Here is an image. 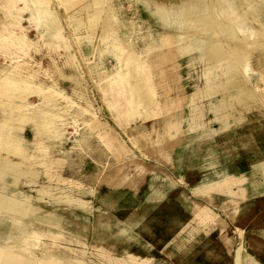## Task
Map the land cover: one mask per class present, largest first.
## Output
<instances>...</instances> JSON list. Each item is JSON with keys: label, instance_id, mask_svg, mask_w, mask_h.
Masks as SVG:
<instances>
[{"label": "rangeland", "instance_id": "374dc122", "mask_svg": "<svg viewBox=\"0 0 264 264\" xmlns=\"http://www.w3.org/2000/svg\"><path fill=\"white\" fill-rule=\"evenodd\" d=\"M65 1L0 0V80L24 77L61 91L45 95L35 85L11 88L7 99L0 93V134L27 144L32 155L4 154L14 168L0 170V249L15 264H104L89 239L81 245L72 233L9 210L17 200L31 206L32 196L51 190L75 195L86 207L59 200L43 208L89 229L101 211L129 240L113 255L127 264H150L138 223H124L139 219L160 193L211 229L196 236L201 246L185 264H209L203 252L211 249L215 264H264V242L253 240L261 228L264 239V194L250 199L238 187L241 210L246 204L247 210L235 221L230 197L216 191L251 184L248 192L264 193V0H228L235 12L226 23L243 28L237 34L250 39L248 57L260 58L259 65L227 52L236 34H223L220 25L198 29L200 9L180 17L164 0ZM131 69L149 71L143 91L149 101L133 110L125 82ZM222 104L225 113L218 110ZM47 111L57 125L48 122ZM32 112L42 124L25 118ZM195 115L203 125L188 123ZM228 131L248 134L213 142ZM246 149L251 158L239 160L236 154ZM124 203H130L127 212H115Z\"/></svg>", "mask_w": 264, "mask_h": 264}, {"label": "bare ground", "instance_id": "6f19581e", "mask_svg": "<svg viewBox=\"0 0 264 264\" xmlns=\"http://www.w3.org/2000/svg\"><path fill=\"white\" fill-rule=\"evenodd\" d=\"M70 1H77V0H66L65 2L69 4ZM164 1L168 6L171 7L172 13L174 16L177 15L180 17H185L186 15H189L190 13H192L193 10L200 9V11L204 12V14H203L201 25L197 27L198 29L220 25L218 30L222 32L223 34L225 33L227 35L231 33L236 34L235 38L229 37V42L227 45V47H229V50L227 51L228 53H230L233 57H236V60L238 61L247 60L248 62H250L249 65H253V64L259 65V63H261L262 60H260V58H258V60H256L255 62H252V59L248 57L247 44L250 43V39L246 37H239L238 36L239 34H237L238 32L239 33L243 32V28L240 26H236V25L232 26L233 27L232 28L229 26V24L226 25V23L231 21L230 19H227V17L230 15L231 12L232 13L235 12L233 11L234 8L231 7V3H229L228 0H164ZM214 4H216V6H214ZM215 13L218 15H221L222 17H226L225 20H223L222 18L221 19L214 18L213 16ZM233 15L235 14H232V16ZM239 17L237 16V18ZM218 18L220 17L218 16ZM233 21L236 22V20H233ZM197 28H196V31H197ZM262 71L264 72V67L262 68ZM211 74H212L211 72L209 74L205 73L204 78H210ZM148 77H149V71L143 72V71H139L138 69H131L128 72V74L125 76V82L127 83V86L131 91L130 98L132 102V110L136 108V106L138 105H146L147 102L149 101L148 100L149 98H147L146 93L144 94L143 92L144 87L147 84L146 79ZM11 79H7V77H4L0 80V93L5 99L8 98L7 93H8V90L11 88L14 89L15 87L16 89L18 88L19 90L21 88L25 90V88L28 89L31 86L33 87L35 85L38 86L37 88H39L40 92L45 95H47V93L53 94V95H55V93L57 95L61 94V91L56 90L52 86L47 85L45 87L41 85L40 83L33 84L31 83L30 80H27V78H24V77L17 78L14 80H11ZM11 91H14V90H11ZM17 93L20 94V92H17ZM63 97H65L66 98L65 100H67L68 102H73L69 100L67 96H63ZM24 106L29 107L31 105L28 102ZM218 110L225 113L224 111L226 110V107L224 106V104H222L220 105ZM47 113L49 114L48 117H50V121L48 122H51L57 125L56 119L54 117L55 114H53L52 112H48V111ZM147 115H149L148 112H146L144 116H147ZM20 117L23 118V116H20ZM25 118L29 119L30 123L32 122L35 125L42 124L39 122L41 118L36 113H33V112L29 113L26 115ZM46 122L47 121H44L43 123H46ZM188 123L193 126L203 125V119L195 115L194 117L188 119ZM244 134L247 135L248 133L246 131H228L223 136L219 138H214L213 142L217 145H221L222 141H228V139H231V138L239 139L241 137H245ZM26 145L27 144L22 143L17 138L14 139L10 135L0 134V170H5V169L8 170V169L14 168L13 162L8 160L4 154H14L19 151L18 155H20V157H26L27 159L32 160V155L31 153H29L30 151L28 150V146ZM250 154H251L250 150L246 149L244 154L241 153V151H238L236 155L239 156L238 157L240 158L239 160H243L245 159V157L251 158ZM34 170L35 169L30 167L28 171V175L33 177ZM159 194L160 193H157V194L155 193L153 197L154 201H152V203L150 204L151 206H149L147 209H145L142 212L143 214L141 215L139 219L135 220V217L133 216L129 219H126V222L124 224H128L132 226L138 223V228H140L143 231L144 236H145V240H146L145 241L146 246H144L146 249L145 253L148 257L150 264H165L164 261H162L161 259L166 258V257L170 258V261L174 262V263L172 262L173 264L175 263L179 264L180 261L183 262L182 261L183 258L189 257L190 254H193L195 250L194 246H190V245H186V247L183 246L182 245L183 240L189 239L193 234L196 233V231L198 232V229L196 228H198V225L201 224L202 222L200 219H198V221L194 219L196 222L195 227H194L195 229L187 228L184 234L180 232L177 233V228H175L174 223L176 225L177 217H179V214L181 213L182 209L180 208L179 203L175 199H171L166 194L164 195L163 194L159 195ZM31 198L33 199L31 200V203L33 204L31 205L32 207L29 206L26 201L23 202V201L17 200L14 206L12 205L8 206V207H13V209H9V210H14V211L18 210L20 214L24 216V218L37 220L38 222L45 224L47 227H51V226L56 227L57 229H59V231H63L65 233L67 232H69L70 234L72 233L75 235V238L73 239L71 238V240H74L77 243H80L81 245H84L85 239H89L92 243L91 247H93V249L95 248V251H96L95 253L98 255L99 261L104 264H127L123 259L124 256H118V255L115 256V254L113 255V251H116L120 245H126V243L128 244L129 242V240L127 239V236L124 234L125 230L122 227H120L118 222L109 224L108 222L103 220L104 214H102V212L99 211L97 218L91 222L90 229L87 226L77 227L75 225H72L71 222L68 220V218L64 220L65 219L64 216L58 215L52 210H46L40 205L41 203H50V202L58 203V201L61 200L64 204L85 208L86 204H84L81 201V199L77 198V196L70 195L68 193L67 194H56L54 193V191L47 190L45 194L35 195V197L32 196ZM128 208H130V203H124L120 206V208H117L115 212H121V213L127 212ZM179 221L183 222L184 220L181 219ZM179 236L180 238L177 242H174V243L171 242V244L168 245L169 243L168 240L170 238L173 239ZM10 240L13 243V241H15L16 239H13V237H10ZM152 242L157 246L153 248L152 247L153 245H151ZM8 244L10 245V247H12V244H10V242ZM253 245L255 247L257 246L255 243H253ZM154 251H156L155 254L161 257L160 259L155 257ZM159 251L164 252V254L159 253ZM0 254L2 255L1 256L2 264H15V259L9 256V254L4 249H0ZM204 254L208 256L212 253L204 252ZM70 262H73V261L70 259L60 261L61 264H68Z\"/></svg>", "mask_w": 264, "mask_h": 264}, {"label": "crops", "instance_id": "0c3cea01", "mask_svg": "<svg viewBox=\"0 0 264 264\" xmlns=\"http://www.w3.org/2000/svg\"><path fill=\"white\" fill-rule=\"evenodd\" d=\"M98 1V0H97ZM100 2V1H99ZM233 176H236V175H233ZM246 177H249V176H246ZM248 179V178H247ZM249 179H251V178H249ZM222 181H224V180H222ZM217 183L218 182H221V181H219V180H217L216 181ZM250 186H251V184H249V186L248 185H246V186H242V185H237V184H232L231 185V188L230 189H232V190H234V193L233 192H231V193H228V191L230 190V189H227L226 190V188H221V189H216V191H217V194L218 195H223L224 197L226 196H228V197H230L229 198V201H231L232 202V205L234 206V208H233V216H232V219L233 220H237V219H240L239 218V216H238V214H240V217L242 216V214L243 213H245L246 212V210H247V207H246V205H244V209H242L241 210V208L242 207H240V204H242V193H241V191L238 189V187H242L243 188V192L246 194L245 195V197L247 196V194L249 193V198L250 199H252V198H257V197H260V196H262V194H264V193H260V194H253V193H250V192H248V190H249V188H250ZM213 189H215L214 187H212V190ZM239 192V193H238ZM240 199L241 200V202L239 201V203H238V201H236V199ZM176 200V199H175ZM177 201V200H176ZM178 203H180V201H177ZM238 203V204H237ZM238 206H237V205ZM182 205V204H181ZM182 210H181V214H179V217H177V220H176V225H175V223H174V226H175V228H177V233H182V234H184L185 233V231L187 230V228H191V229H195L194 227H195V220H194V216H191L190 214H183V210H185V208H184V206L182 205ZM181 219H183L184 221L183 222H180L179 220H181ZM260 227H264V224L262 225V226H260ZM196 229H198V232L196 231V233L195 234H193L189 239H187V240H183V242H182V245L183 246H185L186 247V244H188V245H190V246H194V248H195V250H194V252H193V254H190V256L189 257H185V258H183V262H181L180 261V263L179 264H185V262H187L189 259H191V258H193V257H196L195 255H196V249L198 248V247H200L201 245H197L196 243H200V240H198L197 241V239H196V236H198V234H200V232L201 231H204V232H207V231H211V229L209 228V227H207V223H201V224H199L198 225V228H196ZM200 229V230H199ZM260 229V228H259ZM262 229L263 228H261L260 229V231H258L259 232V234H258V237H255L254 236V238H253V240H256V241H263L264 242V239H262L261 238V231H262ZM207 230V231H206ZM143 232V231H142ZM185 238V237H184ZM146 241V240H145ZM197 241V242H196ZM185 242V243H184ZM198 243V244H199ZM151 245H153V248L155 247V246H157V245H155L153 242H152V244ZM143 250H144V252H145V247H143ZM206 253H209V252H211L212 254L211 255H213V258L211 257L210 259H207L206 257V255L204 254V252H203V254H204V259L203 260H206L209 264H215L216 262H218L219 260H218V257H217V255H216V252L215 251H213L212 249H211V251H205ZM256 253V252H255ZM257 253L259 254V251H257ZM261 253V252H260ZM188 259V260H187ZM206 262V263H207ZM175 264H178V263H175Z\"/></svg>", "mask_w": 264, "mask_h": 264}]
</instances>
